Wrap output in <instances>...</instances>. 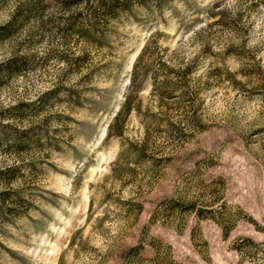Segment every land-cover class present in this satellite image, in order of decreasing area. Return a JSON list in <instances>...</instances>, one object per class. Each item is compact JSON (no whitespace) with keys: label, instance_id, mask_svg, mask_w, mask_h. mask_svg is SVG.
Returning a JSON list of instances; mask_svg holds the SVG:
<instances>
[{"label":"rangeland","instance_id":"374dc122","mask_svg":"<svg viewBox=\"0 0 264 264\" xmlns=\"http://www.w3.org/2000/svg\"><path fill=\"white\" fill-rule=\"evenodd\" d=\"M0 264H264V0H0Z\"/></svg>","mask_w":264,"mask_h":264}]
</instances>
